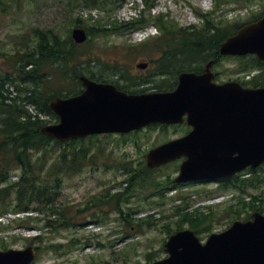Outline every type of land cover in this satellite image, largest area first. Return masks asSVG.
<instances>
[{
    "label": "rangeland",
    "instance_id": "rangeland-1",
    "mask_svg": "<svg viewBox=\"0 0 264 264\" xmlns=\"http://www.w3.org/2000/svg\"><path fill=\"white\" fill-rule=\"evenodd\" d=\"M150 1L155 5L152 9L145 0H98L97 4H93L94 0H0V68L14 71L16 60L19 61L25 53L24 47L36 44L40 31L52 30L67 40V44H72V30L80 24L104 29L97 35H91L92 43L82 49L88 51L86 59H98L87 66L85 74L91 76L94 71L107 65L102 74L95 75L105 80L118 81L127 90H151L158 89L157 86L172 89L178 73L163 75L156 71V60L164 55L160 45L164 46L162 39L165 32L161 25H157L156 16L164 15L167 23L172 25L171 31L175 36L180 35V28L192 30L194 26L202 30L210 23L212 26L205 32L209 36L217 26L230 27L234 23L242 25L259 17L264 9V0ZM197 10L207 15L202 17ZM136 18L146 20L143 30L119 26ZM79 19L82 23L78 22ZM152 25H156L158 31H145L146 27ZM214 51L209 47V52ZM249 58L237 55L220 57L213 66L217 81H247L249 74H253L249 71L261 70L252 68L241 71L240 68ZM146 61L149 63L146 69L137 67V64ZM198 64L204 65L205 62L193 65ZM71 65L75 66L76 62H71ZM117 67L136 81L148 82L131 86V81L122 77ZM54 73L59 76L63 70L56 66ZM167 76L168 79L165 78ZM62 81H55L53 88L68 90L76 87L71 86L69 79L64 80L66 84ZM78 87L83 89L82 85ZM9 88L14 95L19 93L15 84H10ZM21 94H24V89ZM48 120H51L50 123L56 121L51 117ZM186 130L185 125L156 124L124 135L99 134L68 145L53 144L46 151L36 152L35 159L47 156L44 168L48 169L64 149L69 152L88 150L87 158L79 170L60 174L63 181L56 198L59 213L47 217L51 211L42 205L45 211L40 213L32 211L15 214L9 209L10 205L6 204L2 209L0 204V212L6 210V213H0V250L37 246L39 252L32 264H148L167 256L165 243L178 230L180 219L176 210L181 205L195 212L192 210L198 206V201H205L206 206L213 203V213L208 214L209 209L203 210L210 217L209 229L199 233L203 241L212 232L227 228L234 219L252 214L256 208L253 209L250 204L245 206L246 202L257 200L264 209V167L253 180L258 183L257 187L249 186L245 192L230 190L233 197L238 194L239 197L230 200L233 198L230 195V198L219 200L218 203L206 201L218 195L219 192L211 193L216 183H196L164 189L178 174L182 159L144 170L146 154L151 148L184 135ZM47 169L43 170L41 176L48 181ZM21 172L19 168L12 170L9 179L17 180ZM4 185H0V188ZM196 192L198 199L193 196L189 199L188 195ZM177 194L181 196L174 199ZM8 199L15 200V195L12 194ZM118 205L121 212L116 209ZM149 217L155 224L152 227L148 224ZM95 218L102 222L92 224L91 220ZM189 227L198 231L189 222L184 224V228ZM72 241L75 243L71 244Z\"/></svg>",
    "mask_w": 264,
    "mask_h": 264
},
{
    "label": "water",
    "instance_id": "water-1",
    "mask_svg": "<svg viewBox=\"0 0 264 264\" xmlns=\"http://www.w3.org/2000/svg\"><path fill=\"white\" fill-rule=\"evenodd\" d=\"M82 43L88 38L82 27L73 30ZM257 54L264 60V13L255 22L241 26L225 39L220 55ZM215 59L202 73L183 71L172 91L128 93L115 84L80 79L83 92L56 97L49 106L60 121L42 128L44 134L62 141L108 132H130L155 122H188L187 135L150 150L147 163L156 167L184 155L177 182L234 175L264 162V87H244L238 81L218 83ZM148 63H139L145 68ZM185 115H188L185 117ZM167 257L151 264H264V214L253 213L247 221L236 220L206 243L192 229L172 234L165 243ZM33 247L0 251V264H29Z\"/></svg>",
    "mask_w": 264,
    "mask_h": 264
},
{
    "label": "trees",
    "instance_id": "trees-1",
    "mask_svg": "<svg viewBox=\"0 0 264 264\" xmlns=\"http://www.w3.org/2000/svg\"><path fill=\"white\" fill-rule=\"evenodd\" d=\"M98 0H94L93 4H97ZM150 5L149 0H146ZM204 17L207 14H202ZM146 20L144 18L136 19L135 21L125 22L119 24L126 27L125 29L136 28L143 25ZM159 26L161 25L165 32L163 36V51L164 55L156 60L158 65L156 70L160 74L179 73L183 70H202L203 65H193L201 61L206 62L210 58L218 55L220 43L231 33H233L240 25L238 23L232 24L230 27H216L212 35H206L207 28L212 26L207 23L202 30H192L180 28L178 30L179 36H175L171 31L172 25L168 24L163 16L157 18ZM82 23V20H78ZM211 22L212 21H209ZM78 26H81L80 24ZM85 27V26H82ZM90 35H97L103 32V28L95 26L85 27ZM121 29V28H115ZM124 29V28H122ZM191 29V28H189ZM174 35V36H171ZM160 39V38H159ZM92 42V38L90 40ZM87 44H76L71 40L72 44H67L64 40L54 33V31H40L38 33V42L36 44H27L25 53L21 59L16 60L14 71H7L0 68V185L6 184L0 188V204L2 209L6 204L10 205L9 209L13 211H45L42 205L48 207L51 211L48 213L52 215L59 213L56 198L60 194L63 177L60 174H66L79 170L82 163L87 158L88 150H74L69 152L64 149L62 154L56 158L48 169L44 168L47 156H39L37 159L36 152L41 150L46 151L50 145H64L72 142L83 141L82 139L62 142L58 139L44 134L42 128L51 122L48 117L58 120L59 117L50 108L49 101L56 96H70L78 94L82 91L78 86L81 85L79 75L84 73L88 65L93 61H98L95 58L86 59L88 51L82 50L83 47L90 46ZM32 45V46H31ZM87 45V46H86ZM209 47L215 49L214 52H209ZM92 52V51H90ZM91 56V53H89ZM75 61L76 65L72 66L71 62ZM63 70V73L56 76L54 73L55 67ZM264 62L259 61L256 57L250 56L248 62L240 68L241 71L251 69L253 67H262ZM52 68V69H50ZM107 68L103 65L91 75L92 78L105 81L106 78L96 76V73L102 74ZM122 75L128 79L132 77L125 71L117 67ZM74 72L70 73L69 72ZM169 76L165 77L168 79ZM69 79L71 86L69 88L60 90L53 88V83L57 80ZM22 83L25 85L22 86ZM176 83V82H175ZM253 86L262 85L264 79L257 75L249 80ZM10 84H15L19 93L14 95L9 88ZM121 88H124L120 86ZM161 87V86H158ZM24 89V94H21ZM125 89V88H124ZM53 120V121H54ZM96 136V135H94ZM16 168L22 170L17 180L9 179L10 172ZM44 169H47V176L51 179L45 180L41 176ZM152 169L147 165L144 170ZM155 169V168H154ZM249 178L226 179L222 186L230 187L232 185L247 187L248 183L257 187V182H254L258 173L256 171ZM254 180V181H253ZM170 183H173L171 180ZM15 195V200H9V196ZM255 203V200L252 201ZM232 206V205H230ZM246 206V204H245ZM253 208H257V204H253ZM237 211V210H236ZM240 211V210H238ZM6 210L0 212L3 213ZM213 210H210L211 214ZM178 218V230L184 228V224L189 222L192 227L197 228L200 233L209 229V215L201 212H186L183 206H179L176 210ZM149 226L155 225L153 219L149 217Z\"/></svg>",
    "mask_w": 264,
    "mask_h": 264
},
{
    "label": "flooded vegetation",
    "instance_id": "flooded-vegetation-1",
    "mask_svg": "<svg viewBox=\"0 0 264 264\" xmlns=\"http://www.w3.org/2000/svg\"><path fill=\"white\" fill-rule=\"evenodd\" d=\"M186 126L188 127V130H187V132L186 133H188L191 129H192V127L191 126H189V125H187L186 124ZM119 211H121V209H120V207H119V209H118ZM92 216H94V214H92ZM97 219H93V220H91V222L92 223H95V221H96Z\"/></svg>",
    "mask_w": 264,
    "mask_h": 264
}]
</instances>
